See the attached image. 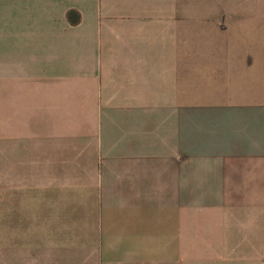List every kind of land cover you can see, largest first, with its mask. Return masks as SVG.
Here are the masks:
<instances>
[{
  "label": "crops",
  "instance_id": "crops-1",
  "mask_svg": "<svg viewBox=\"0 0 264 264\" xmlns=\"http://www.w3.org/2000/svg\"><path fill=\"white\" fill-rule=\"evenodd\" d=\"M261 17L258 0H0V99L72 111L78 160L121 173L89 264H264Z\"/></svg>",
  "mask_w": 264,
  "mask_h": 264
},
{
  "label": "rangeland",
  "instance_id": "rangeland-1",
  "mask_svg": "<svg viewBox=\"0 0 264 264\" xmlns=\"http://www.w3.org/2000/svg\"><path fill=\"white\" fill-rule=\"evenodd\" d=\"M258 9L264 11V0ZM259 24L264 29V17ZM257 57L264 60V49ZM9 108L0 99V260L50 250L63 253V264L96 261L107 213L101 207L120 201L121 173H100L103 163L78 160L72 111L43 121L39 99L32 114Z\"/></svg>",
  "mask_w": 264,
  "mask_h": 264
}]
</instances>
